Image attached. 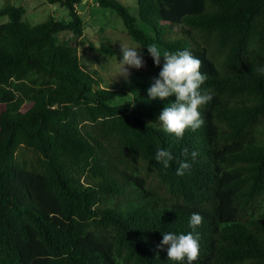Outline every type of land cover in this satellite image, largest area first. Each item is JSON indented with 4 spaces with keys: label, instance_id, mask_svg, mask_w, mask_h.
<instances>
[{
    "label": "trees",
    "instance_id": "obj_1",
    "mask_svg": "<svg viewBox=\"0 0 264 264\" xmlns=\"http://www.w3.org/2000/svg\"><path fill=\"white\" fill-rule=\"evenodd\" d=\"M43 1L68 20L31 26L21 7L0 9V264H176L157 245L193 231L192 213L194 264H264V0H137V17L96 0L145 47L147 69L113 89L79 63L84 0ZM151 44L190 50L207 73L214 98L182 139L158 121L175 97L147 98L163 64Z\"/></svg>",
    "mask_w": 264,
    "mask_h": 264
},
{
    "label": "clouds",
    "instance_id": "obj_2",
    "mask_svg": "<svg viewBox=\"0 0 264 264\" xmlns=\"http://www.w3.org/2000/svg\"><path fill=\"white\" fill-rule=\"evenodd\" d=\"M145 47L137 45L122 46V75L127 78L130 75L128 69H141L145 66L144 54L141 51ZM147 53L153 59L155 65L163 64L158 76L152 77L151 86L147 90L148 100H165L174 96L161 111L158 121L163 130L176 139H182L187 129L196 130L204 124V118L200 111L201 106L213 100V94L201 91V86L207 80V73L201 71V61L188 50L176 52H161L156 44L146 46ZM127 66V67H125ZM197 153L193 152L195 158ZM174 157L168 149L159 148L155 153V161L168 168ZM190 168L187 162H181L176 169L177 175H184ZM203 216L192 213L189 226L193 229L188 233L163 232L162 240L157 245L163 250L166 246L167 258L176 264H194L200 252L199 233L194 234L195 229L202 224Z\"/></svg>",
    "mask_w": 264,
    "mask_h": 264
},
{
    "label": "rangeland",
    "instance_id": "obj_3",
    "mask_svg": "<svg viewBox=\"0 0 264 264\" xmlns=\"http://www.w3.org/2000/svg\"><path fill=\"white\" fill-rule=\"evenodd\" d=\"M128 12L137 17V0H115ZM12 5L24 10L23 21L34 26L48 18L68 20V13L60 5H50L43 0H0V9ZM77 13L83 21V35L79 39L77 54L80 66L86 72H97L101 87L113 89L125 84L132 73L144 72L145 66L139 70L129 68L130 75L123 76L122 46L137 45L128 35L122 20L115 11L99 7L96 0H85L77 7ZM8 21L7 16H0V25ZM70 33L61 32L58 42L69 40ZM106 47L111 53L103 50ZM127 67V66H125ZM159 123V122H158ZM157 123V124H158Z\"/></svg>",
    "mask_w": 264,
    "mask_h": 264
},
{
    "label": "water",
    "instance_id": "obj_4",
    "mask_svg": "<svg viewBox=\"0 0 264 264\" xmlns=\"http://www.w3.org/2000/svg\"><path fill=\"white\" fill-rule=\"evenodd\" d=\"M83 2H85V0Z\"/></svg>",
    "mask_w": 264,
    "mask_h": 264
}]
</instances>
